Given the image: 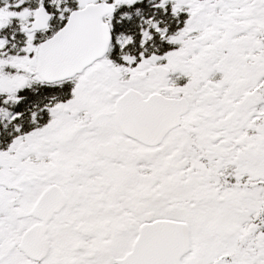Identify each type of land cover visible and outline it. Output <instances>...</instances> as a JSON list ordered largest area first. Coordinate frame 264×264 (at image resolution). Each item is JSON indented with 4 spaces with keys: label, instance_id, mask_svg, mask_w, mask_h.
<instances>
[{
    "label": "snow or ice",
    "instance_id": "obj_1",
    "mask_svg": "<svg viewBox=\"0 0 264 264\" xmlns=\"http://www.w3.org/2000/svg\"><path fill=\"white\" fill-rule=\"evenodd\" d=\"M0 264H264V0H0Z\"/></svg>",
    "mask_w": 264,
    "mask_h": 264
}]
</instances>
